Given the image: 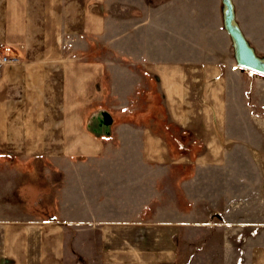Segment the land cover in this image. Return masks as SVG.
<instances>
[{
	"label": "crops",
	"instance_id": "0c3cea01",
	"mask_svg": "<svg viewBox=\"0 0 264 264\" xmlns=\"http://www.w3.org/2000/svg\"><path fill=\"white\" fill-rule=\"evenodd\" d=\"M232 2L256 52L264 4ZM105 7L0 0V50L19 60L0 78V264H264V219L188 216L186 182L225 164L248 88L223 1L116 0L114 59L76 55Z\"/></svg>",
	"mask_w": 264,
	"mask_h": 264
},
{
	"label": "rangeland",
	"instance_id": "374dc122",
	"mask_svg": "<svg viewBox=\"0 0 264 264\" xmlns=\"http://www.w3.org/2000/svg\"><path fill=\"white\" fill-rule=\"evenodd\" d=\"M254 3L264 4V0H254ZM105 10L107 12L105 15L107 31L102 36H92L90 40L91 52L89 50L86 53L77 49L76 55H86L92 60L102 57L114 59L116 36L121 34L117 32L116 0H106ZM255 27L253 26L257 36L252 43L257 47L256 54L258 53L259 56L264 54V49L259 48L260 45H264V30L263 27ZM87 41L86 38V41L81 45H87ZM71 51L72 49L69 53ZM242 70L245 71L248 88L244 104L239 103L237 110L230 114L228 134L232 141L228 147L227 160L222 166L202 168L203 175L201 173L195 177L192 176L186 182L187 196L189 202H192L188 203V216L191 218L202 216L205 207V209L213 207L218 209L221 214L227 212L229 217L235 218L240 223L258 222L260 218L264 219V75L250 70ZM139 115L144 114H136L135 117ZM147 115L146 113L145 116ZM113 116L122 118L130 115L121 113L113 114ZM153 120L156 124L162 118L156 117ZM171 140L174 141L172 137ZM190 172L195 173L196 171L190 168L188 173ZM34 179L29 178L30 181H34ZM44 181L46 182V180ZM44 184L47 185V183ZM229 209L230 212L227 211ZM246 232L247 234H245ZM259 232V227L252 228L244 230L235 237L237 244L240 245L237 250L241 255H243L241 249L244 242L255 238ZM240 258L242 256L238 258L237 264ZM243 260L242 258V264H244ZM84 263V259L78 258L77 264Z\"/></svg>",
	"mask_w": 264,
	"mask_h": 264
},
{
	"label": "water",
	"instance_id": "95a60500",
	"mask_svg": "<svg viewBox=\"0 0 264 264\" xmlns=\"http://www.w3.org/2000/svg\"><path fill=\"white\" fill-rule=\"evenodd\" d=\"M222 1L224 4L225 28L233 41L239 67L264 75V59L256 54L237 24L232 0Z\"/></svg>",
	"mask_w": 264,
	"mask_h": 264
},
{
	"label": "built area",
	"instance_id": "2783aa9c",
	"mask_svg": "<svg viewBox=\"0 0 264 264\" xmlns=\"http://www.w3.org/2000/svg\"><path fill=\"white\" fill-rule=\"evenodd\" d=\"M19 60L14 57L11 52L0 50V77L2 76L3 71L6 67H8L10 64L18 63ZM243 254V251H242ZM238 264H242V258L239 259Z\"/></svg>",
	"mask_w": 264,
	"mask_h": 264
}]
</instances>
